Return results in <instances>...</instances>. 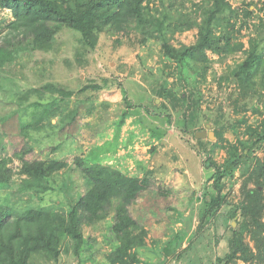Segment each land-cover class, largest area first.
I'll list each match as a JSON object with an SVG mask.
<instances>
[{"label":"rangeland","instance_id":"rangeland-1","mask_svg":"<svg viewBox=\"0 0 264 264\" xmlns=\"http://www.w3.org/2000/svg\"><path fill=\"white\" fill-rule=\"evenodd\" d=\"M230 2L242 9L255 4L250 28L240 33V41L248 46L256 35L254 25L264 20V0ZM13 20L11 11L0 9V44ZM197 33L193 29L177 34L172 43L194 44ZM81 41L67 29L48 52V39L31 40L15 65L0 70V147L16 173L9 185L0 186V207L13 213L36 208L68 212L71 197L83 196L90 187L77 158L87 166L106 165L129 177H142L149 169L154 173L152 187L133 207V217L148 231V248L136 253L133 242L116 240L111 215L84 226L88 245L79 256L67 241L58 262L38 258L34 264H110L112 250L121 243L138 264H213L225 257L230 225L237 226L230 212L243 199L242 185L254 158L264 159L263 150L249 154L240 148V164L227 162V149L248 138L243 122L254 125L264 119V97L248 101L225 78L228 65L241 55L221 61L209 53L212 64L203 77L190 69L182 72L164 57L161 43L144 44L135 32L97 34L92 46ZM119 85L133 108L127 107ZM46 104L52 105L50 116L38 122L41 105ZM123 113L127 118L118 129ZM202 131L213 132L215 139L197 138ZM21 156L30 162L64 161L70 168L49 180V191L25 190L18 175ZM209 160L229 174L221 194L225 203L202 221L206 203L217 194ZM246 242L254 247L249 235Z\"/></svg>","mask_w":264,"mask_h":264},{"label":"trees","instance_id":"trees-1","mask_svg":"<svg viewBox=\"0 0 264 264\" xmlns=\"http://www.w3.org/2000/svg\"><path fill=\"white\" fill-rule=\"evenodd\" d=\"M252 7H255L253 2L246 9L234 7L230 0H0V9L11 11L14 18L8 25V35L0 44V70L15 65L30 48L31 40L48 39L51 42L47 45L48 52L65 29L79 34L80 43L85 46H92V39L97 34L119 36L135 32L144 44L149 41L161 43L164 57L177 63L182 72L190 69L202 73L203 77L212 64L209 53L221 61L240 54L239 61L228 65L225 78L236 84L248 101L262 99L264 20L260 19V23L254 25L256 35L249 39L248 46L240 41L242 29L250 28V22L256 16V7L254 10ZM193 29L198 30L194 44L175 46L172 43L177 34ZM118 88L127 107L133 108L128 92L120 85ZM41 106L43 113L37 117L38 122L48 118L52 109L51 104ZM253 111L261 113L259 108H253ZM126 118L127 113H123L118 129ZM243 123L248 138L238 139L231 149H227V162L236 165L243 160L238 155L240 148L249 154L259 149L264 152V119L254 125ZM2 153L0 147V186H5L12 182L16 173L9 166L12 159ZM75 162L90 187L83 196L71 197L73 201L68 212L36 208L13 213L0 207V264H34L38 258L58 262L67 241L72 244L74 254L79 256L88 245L84 226L111 215V231L116 240L120 242V238H124L133 242L136 253L147 247L148 231L133 217V207L151 189L153 171L146 169L142 177H129L106 165L87 166L80 158ZM207 166L215 170L217 194L206 203L207 211L202 221L225 203L221 194L224 179L229 174L212 160ZM69 168L64 161L30 162L23 158L18 175L22 177L23 189L46 192L52 189L49 180ZM251 183L253 188H250ZM241 192L242 201L230 212V218L237 226L230 225L229 253L213 264H237L239 261L264 264V159L254 158V166L244 180ZM248 235L254 247L246 242ZM175 258L178 262L182 253ZM110 261V264H138L127 254L122 243L114 247Z\"/></svg>","mask_w":264,"mask_h":264},{"label":"water","instance_id":"water-1","mask_svg":"<svg viewBox=\"0 0 264 264\" xmlns=\"http://www.w3.org/2000/svg\"><path fill=\"white\" fill-rule=\"evenodd\" d=\"M197 138H206L209 137V139H215V134L213 132H207V131H202V132H197L196 134Z\"/></svg>","mask_w":264,"mask_h":264},{"label":"crops","instance_id":"crops-1","mask_svg":"<svg viewBox=\"0 0 264 264\" xmlns=\"http://www.w3.org/2000/svg\"><path fill=\"white\" fill-rule=\"evenodd\" d=\"M148 248V247H147ZM146 249V248H145Z\"/></svg>","mask_w":264,"mask_h":264}]
</instances>
